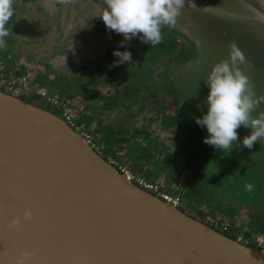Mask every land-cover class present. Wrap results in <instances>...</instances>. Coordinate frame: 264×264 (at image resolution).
Wrapping results in <instances>:
<instances>
[{"label": "rangeland", "instance_id": "1", "mask_svg": "<svg viewBox=\"0 0 264 264\" xmlns=\"http://www.w3.org/2000/svg\"><path fill=\"white\" fill-rule=\"evenodd\" d=\"M104 7V0H13L9 36L0 49V87L7 92V79L23 67L35 71L31 84L50 93L68 86L64 92L76 97L80 117L90 119L84 123L94 133L101 126L114 151H142L146 162L157 158L154 170L172 173L166 189L182 194L190 216L211 227L212 217L244 223L253 216V227L264 230V139L252 149L234 144L227 153L205 144L207 131L194 120L207 111L208 73L233 44L244 54L239 67L256 98L264 97V0H185L174 27H162L156 46L138 38L121 46L123 36L96 16ZM108 50H128L135 62L114 63V56L108 61ZM124 91L129 97L120 100ZM20 97L55 112L34 91L22 87ZM261 113L264 103L252 115ZM237 132L239 143L250 129ZM175 175L183 178L178 186ZM245 183L253 185L251 192Z\"/></svg>", "mask_w": 264, "mask_h": 264}, {"label": "water", "instance_id": "2", "mask_svg": "<svg viewBox=\"0 0 264 264\" xmlns=\"http://www.w3.org/2000/svg\"><path fill=\"white\" fill-rule=\"evenodd\" d=\"M0 264H264V251L128 181L61 117L0 89Z\"/></svg>", "mask_w": 264, "mask_h": 264}, {"label": "clouds", "instance_id": "3", "mask_svg": "<svg viewBox=\"0 0 264 264\" xmlns=\"http://www.w3.org/2000/svg\"><path fill=\"white\" fill-rule=\"evenodd\" d=\"M184 3L185 0H104L106 7L96 16L102 19L107 30L123 36L121 46L133 38L156 46L163 39L162 27H174ZM12 16L13 0H0V49L6 47L5 37L9 36L6 25ZM112 55L118 58L114 63L135 62L128 50H114ZM244 61L243 52L235 44L231 45L228 57L216 63L207 75V111L194 118L207 131L203 142L227 153L234 144L252 149L258 140L264 139V113L252 115L264 103V97L256 98L249 77L239 67ZM241 126L250 132L237 143V129ZM243 187L248 192L253 190L251 183ZM24 216L27 218L30 213L26 211ZM11 223L16 225L17 220L13 218Z\"/></svg>", "mask_w": 264, "mask_h": 264}, {"label": "built area", "instance_id": "4", "mask_svg": "<svg viewBox=\"0 0 264 264\" xmlns=\"http://www.w3.org/2000/svg\"><path fill=\"white\" fill-rule=\"evenodd\" d=\"M34 74V70L24 68V70L21 71V76L19 78H15L14 76L9 77L6 83L8 89L7 92L20 97V94L22 93V87L25 93L34 91L41 99L47 102L55 110V112H58L60 115L58 116L61 117L73 130L80 133L87 144L96 153L103 157L128 181L134 183L146 191L151 192L169 205L184 210L182 208L184 206V201L181 193L173 194L172 192L168 191L165 187L166 182L161 176H158L155 179H150L147 178L146 175L137 173L132 168L131 163L125 160L124 152H119L118 150L116 152L111 150L112 152H110L109 146L101 143L97 139L94 130L90 129L84 123L88 120L80 117V115H83V113L82 110L77 108V104L74 99H65L60 97L57 93H50L43 87L31 84ZM3 84H5V82ZM2 88L3 87H0L1 90H3ZM204 216L211 217L207 213H205ZM212 218V226L214 229H219V231L224 234L235 232L237 234L236 236H229L245 245L264 251V234L250 231L249 225L245 224V222L241 223L236 221L234 223H227L221 221L218 218ZM238 228L242 229L241 233L236 231Z\"/></svg>", "mask_w": 264, "mask_h": 264}, {"label": "crops", "instance_id": "5", "mask_svg": "<svg viewBox=\"0 0 264 264\" xmlns=\"http://www.w3.org/2000/svg\"><path fill=\"white\" fill-rule=\"evenodd\" d=\"M25 67H23L22 69H17L20 72L24 70ZM15 70V71H17ZM13 72V71H12ZM19 72H13V75L16 76ZM19 75V74H18ZM57 92H60L59 90H56ZM140 152L142 151H126V153H124V158L126 161H128L129 163H131L132 168L139 174H143V175H149V173L151 172V170L153 169V171H156V175H149L150 179H155L158 176H161L164 178L165 182H167V179L171 176V174H169L168 172L162 171V169H158V170H154V168L156 169L157 164L155 163L156 159H154L153 161L150 162H146L141 158H144L141 156ZM136 157H138L137 161L134 159ZM163 159H159V162H162ZM164 162V161H163ZM175 174V173H174ZM183 178H179L177 175H175V180L173 181L174 186H178L179 182H182ZM166 187V184H165Z\"/></svg>", "mask_w": 264, "mask_h": 264}, {"label": "trees", "instance_id": "6", "mask_svg": "<svg viewBox=\"0 0 264 264\" xmlns=\"http://www.w3.org/2000/svg\"><path fill=\"white\" fill-rule=\"evenodd\" d=\"M172 43H170V45H169V47L171 48H167L168 49V51H170V52H172L173 54H174V51H173V48H172ZM167 47V44H165V46L163 47L164 49ZM112 48H115V46H113ZM111 48V49H112ZM182 51H183V49H182ZM166 53V52H165ZM105 57L107 58V60L108 61H112L113 60V55H112V53H110V51L108 50L107 52H106V54H105ZM173 57V56H172ZM172 58H171V56L170 57H168V61L169 60H171ZM175 59V58H174ZM19 74V75H18ZM16 76H14L15 78H19L20 76H21V73L19 72ZM110 80V81H109ZM108 81L109 82H111V79H109ZM120 81H122L121 79H120ZM119 81V82H120ZM66 87H68V86H66L65 85V88L64 87H60L59 88V91L60 92H58L59 94V96L60 97H63V98H71V99H73V97L74 98H76L75 96H73V94H68L67 92H64L65 91V89H66ZM114 87H116V89H118L119 88V86H114ZM122 87H126L125 85L124 86H122ZM3 89V88H2ZM120 89V88H119ZM118 90H116V92H117ZM116 92H113V94H115ZM67 93V94H66ZM109 93H110V91H109ZM124 96L120 99V100H124V99H126L127 97H129V95H127V92H125L124 91ZM129 94V93H128ZM75 100V99H74ZM80 104H78L77 105V108H80ZM82 113H84V112H82ZM87 120H90V119H88L87 118ZM100 127L101 126H99V129L98 128H96L97 130H96V133H95V135H96V137H97V139L101 142V143H103L104 145H110L111 146V148H109V150H110V152H112V151H114L115 150V147L114 146H112V142L109 140V138H108V135L107 134H105L104 132H103V130L104 129H100ZM103 132V133H102ZM107 143V144H106ZM112 150V151H111ZM114 152H116V151H114ZM252 218V221L251 222H253L254 224H256V219L252 216L251 217ZM234 223V222H233ZM257 226L258 227H260V225L257 223ZM264 227V226H263ZM253 229H256V232L259 230V231H263V228H261V229H259V228H256V227H253ZM258 229V230H257Z\"/></svg>", "mask_w": 264, "mask_h": 264}, {"label": "flooded vegetation", "instance_id": "7", "mask_svg": "<svg viewBox=\"0 0 264 264\" xmlns=\"http://www.w3.org/2000/svg\"><path fill=\"white\" fill-rule=\"evenodd\" d=\"M260 8L262 9V6H261V5H260ZM172 140H173V139H172ZM172 140H171V141H172ZM174 145H175V144H174ZM245 219H246V218H245Z\"/></svg>", "mask_w": 264, "mask_h": 264}, {"label": "bare ground", "instance_id": "8", "mask_svg": "<svg viewBox=\"0 0 264 264\" xmlns=\"http://www.w3.org/2000/svg\"><path fill=\"white\" fill-rule=\"evenodd\" d=\"M184 211V210H183ZM188 213V212H187Z\"/></svg>", "mask_w": 264, "mask_h": 264}]
</instances>
